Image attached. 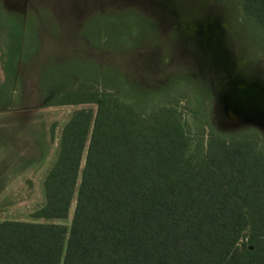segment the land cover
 Wrapping results in <instances>:
<instances>
[{"label":"trees","instance_id":"16d2710c","mask_svg":"<svg viewBox=\"0 0 264 264\" xmlns=\"http://www.w3.org/2000/svg\"><path fill=\"white\" fill-rule=\"evenodd\" d=\"M242 7L264 39V0ZM95 62L59 65L114 90L72 99L53 83L67 97L56 104L97 107L65 122L36 220L0 221V264H264L262 136L211 126L193 138L174 106H147Z\"/></svg>","mask_w":264,"mask_h":264},{"label":"rangeland","instance_id":"374dc122","mask_svg":"<svg viewBox=\"0 0 264 264\" xmlns=\"http://www.w3.org/2000/svg\"><path fill=\"white\" fill-rule=\"evenodd\" d=\"M0 23V221L36 220L65 122L78 108L97 107L56 104L67 97L51 94L53 83L77 92L72 99L85 88L114 90L59 67L67 62L95 59L122 77V90L147 95V106H174L193 138L206 142L212 126L264 139L255 111L235 112L229 102L244 85L264 112V39L242 0H0Z\"/></svg>","mask_w":264,"mask_h":264},{"label":"water","instance_id":"95a60500","mask_svg":"<svg viewBox=\"0 0 264 264\" xmlns=\"http://www.w3.org/2000/svg\"><path fill=\"white\" fill-rule=\"evenodd\" d=\"M244 87V85H237V89L235 91V93H233L231 99H230V104L232 106V109L236 112L237 110L243 111L247 109V107L249 109H252L255 111L256 115H257V119L259 120V124H263L262 121H264V112L260 111L257 106L253 103H251V101H249L246 98V94L243 93L242 88ZM252 95H255L256 93H249ZM260 100H263V97L259 98ZM240 106H243V110L240 108ZM241 114V113H240ZM240 114H235L233 115V117L235 118V116L238 117V115ZM243 114V113H242Z\"/></svg>","mask_w":264,"mask_h":264}]
</instances>
